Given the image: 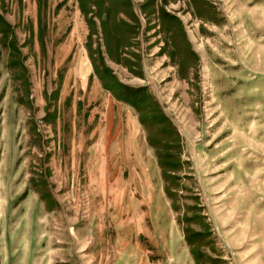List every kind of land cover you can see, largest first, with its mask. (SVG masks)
I'll return each mask as SVG.
<instances>
[{
    "label": "rangeland",
    "instance_id": "374dc122",
    "mask_svg": "<svg viewBox=\"0 0 264 264\" xmlns=\"http://www.w3.org/2000/svg\"><path fill=\"white\" fill-rule=\"evenodd\" d=\"M263 181L264 0H0V264H264Z\"/></svg>",
    "mask_w": 264,
    "mask_h": 264
},
{
    "label": "crops",
    "instance_id": "0c3cea01",
    "mask_svg": "<svg viewBox=\"0 0 264 264\" xmlns=\"http://www.w3.org/2000/svg\"><path fill=\"white\" fill-rule=\"evenodd\" d=\"M261 108V106H260ZM258 165L261 167L262 163H258ZM257 165V166H258ZM259 172L263 171V170H258ZM255 194L253 195V200L252 202L249 203L248 207H247V215L252 217V222H257L260 224V231L262 233H264V181L263 182H258V184H256V188H255ZM230 206V208H229ZM223 208V207H222ZM224 212H222V216H221V222H232L235 223L236 225L232 227L231 230L226 231V240L228 242V231H234L235 232L238 230L236 227H238L239 225V221H241L240 216H241V212L240 211V206L238 204H231V203H227L224 206ZM224 214H225V219H224ZM223 217V219H222ZM247 221V220H246ZM249 221V219H248ZM235 232H232V234L230 236H233ZM231 233V232H230ZM229 236V237H230ZM230 244L233 245L235 244L233 242V240H230Z\"/></svg>",
    "mask_w": 264,
    "mask_h": 264
},
{
    "label": "trees",
    "instance_id": "16d2710c",
    "mask_svg": "<svg viewBox=\"0 0 264 264\" xmlns=\"http://www.w3.org/2000/svg\"><path fill=\"white\" fill-rule=\"evenodd\" d=\"M131 93H133V95H134V94H137V95H138L139 91H138V90H134V91L131 92ZM162 117H163V115H162ZM169 131H170V133H174V134L176 135V139L179 140V136H178L177 131L173 130V128H172L171 126H170ZM165 145H167V142H166V144H164L163 146H165ZM159 156H160V155H159ZM161 157H162V156H161ZM161 157H160V160H161ZM166 160H167V159H165L164 162H162V160H161V165H162V169H163V174H162V175H163V178L165 179V181H166L167 184H168V179H170V178H174V176L171 174V171L177 169V168H176L177 163L173 164L171 167H167V165L165 164V163H167ZM169 185H170V184H168V185L165 186V192H166L167 196H168L171 200H173V199H174V195H175V193H173V192L171 191ZM174 207H176V206H174ZM192 254H193V256L196 258V255L194 254V252H192Z\"/></svg>",
    "mask_w": 264,
    "mask_h": 264
}]
</instances>
